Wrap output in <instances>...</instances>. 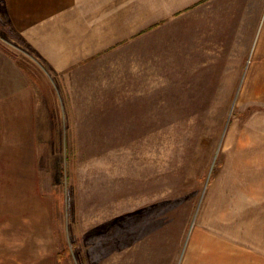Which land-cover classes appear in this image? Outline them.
Instances as JSON below:
<instances>
[{
  "label": "rangeland",
  "instance_id": "rangeland-1",
  "mask_svg": "<svg viewBox=\"0 0 264 264\" xmlns=\"http://www.w3.org/2000/svg\"><path fill=\"white\" fill-rule=\"evenodd\" d=\"M205 81L159 89L151 110L70 118L56 78L0 27V264H177L216 228L261 242L264 78Z\"/></svg>",
  "mask_w": 264,
  "mask_h": 264
},
{
  "label": "crops",
  "instance_id": "crops-1",
  "mask_svg": "<svg viewBox=\"0 0 264 264\" xmlns=\"http://www.w3.org/2000/svg\"><path fill=\"white\" fill-rule=\"evenodd\" d=\"M0 19L56 78L70 118L127 100L151 110L161 88L197 93L185 88L264 78V0H0ZM30 76L42 92L48 80ZM215 230L212 245L187 249L177 264H264V233L247 247Z\"/></svg>",
  "mask_w": 264,
  "mask_h": 264
},
{
  "label": "trees",
  "instance_id": "trees-1",
  "mask_svg": "<svg viewBox=\"0 0 264 264\" xmlns=\"http://www.w3.org/2000/svg\"><path fill=\"white\" fill-rule=\"evenodd\" d=\"M0 27H2L4 30H7V31H9L10 32V30H9V28L7 27V25L3 22L1 25H0ZM5 53H7L9 56H12L13 57V55L12 54H10V53H8L7 51L5 52ZM17 64L25 71V69L23 68V66H22V64H20L19 62H17ZM26 72V71H25ZM27 73V72H26ZM28 74V73H27ZM30 76V75H29ZM30 78H31V76H30Z\"/></svg>",
  "mask_w": 264,
  "mask_h": 264
}]
</instances>
